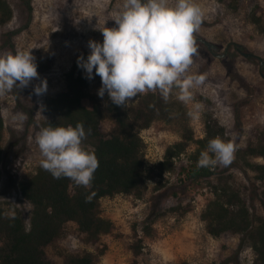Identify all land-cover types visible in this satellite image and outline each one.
Wrapping results in <instances>:
<instances>
[{"label":"rangeland","instance_id":"1","mask_svg":"<svg viewBox=\"0 0 264 264\" xmlns=\"http://www.w3.org/2000/svg\"><path fill=\"white\" fill-rule=\"evenodd\" d=\"M29 1V2H28ZM13 11L9 23L0 28V53L27 51L35 57L39 77L47 81V91L41 96L33 92V80L27 88H14L0 96L1 115L5 132L3 174L0 181V204L7 209L17 208L27 222L31 206L21 197L18 184L30 177L42 159L35 135L47 120L42 111L43 100L62 92L64 75L80 53H90L89 40L103 41L101 30L115 27L114 18L123 0H7ZM203 13L202 23L194 38L205 40L214 49L197 43V53L189 74L203 75L204 83L194 89L195 101L203 105L200 119L188 116V126L194 138H202L208 117L216 119L225 129L227 140L237 148L253 142L264 130V36L249 22L248 15L258 7L257 15L264 16V0H194ZM74 30V31H73ZM239 45L238 52L234 45ZM249 53L253 57H245ZM215 55L223 57H216ZM245 81L239 85L227 73L225 64ZM100 77L95 75L91 93L97 95ZM178 90L172 98L176 99ZM142 95V94H140ZM139 96V95H138ZM138 96L127 106H134ZM99 97V96H98ZM187 110L191 105L183 104ZM113 124H101L108 136ZM177 122H153L141 131L145 144L144 163L149 168L161 161L167 146L181 138ZM236 148V149H237ZM193 149L190 146L188 152ZM251 162L262 163L260 159ZM186 156L175 161V170L161 178L148 181L141 199L118 195L100 200V213L113 222L112 234L90 243L75 225L68 224L63 236L45 250L52 264H65L68 254L90 252L95 264H133L130 250L136 235L142 250L138 264H251L252 250L245 246L238 253L240 237L224 233L210 236L200 219L207 202L212 198L211 187L220 174L241 193L253 217L264 218V185L254 173L239 165H217L213 177L190 184L180 183V170Z\"/></svg>","mask_w":264,"mask_h":264},{"label":"trees","instance_id":"2","mask_svg":"<svg viewBox=\"0 0 264 264\" xmlns=\"http://www.w3.org/2000/svg\"><path fill=\"white\" fill-rule=\"evenodd\" d=\"M237 0H230V2ZM29 2V1H28ZM258 7L248 15L255 30L264 36V16L257 15ZM13 11L7 0H0V28L11 21ZM196 44L200 43L195 41ZM240 52L241 47L234 45ZM249 58L252 54L247 53ZM78 54L64 75L65 88L62 92L43 100L42 111L48 117L40 125L75 127L78 122L85 130H91L83 141L85 147L95 151L99 167L94 173L91 188L77 186L68 178H53L38 166L35 172L18 184V190L30 206L28 221L17 208L7 209L0 204V264H52L45 254L47 247L59 240L68 224L86 236L90 243L113 233L115 226L100 213V200L118 195L141 199L148 188V181L161 178L164 173L175 170V161L186 156V165L180 170V183L190 184L213 177L212 168H198L200 152L206 149L208 141L215 137L227 140L225 129L219 122L208 117L204 124L202 138H194L188 126L187 110L182 102L170 96L165 102L158 92L138 96L134 106L113 104L105 93L103 98L91 93L93 79H86L84 70L77 65ZM228 75L245 87L243 78L233 69L232 63L225 64ZM47 66L37 65V70ZM95 77V71H93ZM109 120L113 126L106 137L101 124ZM155 121L177 122L182 133L178 142L166 147L163 158L146 168L144 163L145 144L141 131ZM5 132L0 107V181L3 174L4 152L2 141ZM190 146L193 149L188 152ZM260 159L262 163L251 162ZM232 165H239L252 173L264 185V130H260L253 142L237 148ZM212 198L200 214L206 232L217 238L224 233L240 237L239 251L247 246L253 252L251 264H264V218L253 217L240 191L230 183L227 176L220 174L211 187ZM86 197L90 200L86 201ZM130 246L133 264H138L141 255V239L136 235ZM65 264H95L90 252L68 254Z\"/></svg>","mask_w":264,"mask_h":264},{"label":"clouds","instance_id":"3","mask_svg":"<svg viewBox=\"0 0 264 264\" xmlns=\"http://www.w3.org/2000/svg\"><path fill=\"white\" fill-rule=\"evenodd\" d=\"M203 13L194 0H123L115 15V27H105L103 41L89 40L90 53L77 58L78 67L86 79L100 77L97 95L124 107L133 98L148 92L156 93L168 102L174 90L176 99L191 105L187 115L198 120L203 105L195 101L194 89L204 83L203 75L189 74L193 56L197 53L194 33L202 23ZM27 51L0 53V96L14 88H27L33 80V92L41 96L47 91V81L37 72L35 57ZM91 132L78 122L42 127L35 135L42 159L40 166L53 178H68L77 186L91 188L99 167L95 151L83 141ZM234 140L220 137L208 141L200 152L198 168L227 167L235 156ZM90 197H86V201Z\"/></svg>","mask_w":264,"mask_h":264},{"label":"water","instance_id":"4","mask_svg":"<svg viewBox=\"0 0 264 264\" xmlns=\"http://www.w3.org/2000/svg\"><path fill=\"white\" fill-rule=\"evenodd\" d=\"M194 39H195V41H198V42H201L202 44H204L209 50L214 49V47H213L210 43L206 42L205 40L197 39V38H194ZM243 55H244L245 57L248 56L247 53H244ZM215 56L220 58V57H223L224 55H221V56L215 55Z\"/></svg>","mask_w":264,"mask_h":264},{"label":"bare ground","instance_id":"5","mask_svg":"<svg viewBox=\"0 0 264 264\" xmlns=\"http://www.w3.org/2000/svg\"><path fill=\"white\" fill-rule=\"evenodd\" d=\"M74 31V30H73Z\"/></svg>","mask_w":264,"mask_h":264},{"label":"flooded vegetation","instance_id":"6","mask_svg":"<svg viewBox=\"0 0 264 264\" xmlns=\"http://www.w3.org/2000/svg\"><path fill=\"white\" fill-rule=\"evenodd\" d=\"M198 42V41H197Z\"/></svg>","mask_w":264,"mask_h":264}]
</instances>
